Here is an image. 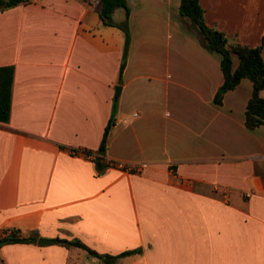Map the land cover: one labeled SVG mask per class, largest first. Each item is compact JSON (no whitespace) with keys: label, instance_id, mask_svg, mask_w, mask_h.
<instances>
[{"label":"crops","instance_id":"1","mask_svg":"<svg viewBox=\"0 0 264 264\" xmlns=\"http://www.w3.org/2000/svg\"><path fill=\"white\" fill-rule=\"evenodd\" d=\"M125 2L119 79L123 32L100 21L99 0L0 10V65L13 67L9 115L0 121V237L11 227L35 234L0 243V264H104L57 238L99 253L140 248L114 264H264V120L243 125L250 80L214 103L218 61L198 47L170 49L162 8L134 14ZM221 6H206L204 21L249 45L263 35L264 60V13L241 29Z\"/></svg>","mask_w":264,"mask_h":264},{"label":"trees","instance_id":"2","mask_svg":"<svg viewBox=\"0 0 264 264\" xmlns=\"http://www.w3.org/2000/svg\"><path fill=\"white\" fill-rule=\"evenodd\" d=\"M30 0H0V10L26 3ZM116 6H122L124 17L119 22H114L111 13ZM177 11L180 15L187 17L196 27L201 37L202 46L209 51H216L219 54L218 66L221 72L222 81L220 87L224 90L233 88L242 77H246L251 82L249 96L246 99L243 110V125L247 129H253L264 120V99L259 95V90L264 87V60L261 56L263 35L255 45L242 43L235 38L234 34L226 35L225 32L213 25H208L204 21L203 10L198 0H178ZM128 7L125 0H99L98 17L103 24L115 25L123 32V45L120 62L118 66V79L125 62L129 42V32L127 25ZM232 55L237 62L232 66ZM12 64L0 65V121H6L10 108V86L12 80ZM222 94L215 91L212 100L220 103ZM110 123L107 122L103 128L97 151L102 154L105 149V141ZM95 165L100 168L103 164L99 162V157L95 158ZM10 237L11 241L29 242L35 240L34 233L23 234L17 228H8L7 233L0 238ZM59 244L64 246H78L86 253L97 257H102L104 264H114L117 257L139 252L140 248H126L114 254L99 253L87 247L77 238L65 239L57 238Z\"/></svg>","mask_w":264,"mask_h":264},{"label":"rangeland","instance_id":"3","mask_svg":"<svg viewBox=\"0 0 264 264\" xmlns=\"http://www.w3.org/2000/svg\"><path fill=\"white\" fill-rule=\"evenodd\" d=\"M166 5H163L161 0H127V4L131 7V11L134 14L138 11V8H151L159 10L160 7L162 17L160 27L168 35V47L173 49L174 47L179 50H189L194 47H198L204 50L215 61L219 60V54L216 51H209L205 49L201 44L200 33L196 27L190 22V20L177 13L178 0H163ZM203 10V17L205 19L204 12L207 11L213 0H198ZM202 2L204 5H202ZM221 8L219 13L226 18L230 26H238L241 29L251 30L253 28L252 22L259 24L256 18L260 17L261 11L264 13V0H221ZM165 7V11H164ZM113 17L117 19H123L124 9L122 6H116L113 11ZM262 26H264V19L262 18ZM249 24L247 27L245 24ZM128 25V24H127ZM213 25V24H212ZM215 26V25H213ZM216 27V26H215ZM217 28V27H216ZM251 28V29H250ZM226 34V33H225ZM228 35V34H226ZM175 36L177 39L173 38ZM178 42L181 46H178L174 42ZM175 45V46H174ZM219 68V67H218ZM220 70V69H219ZM218 70V71H219ZM243 82H249V79H243ZM220 86L216 87V91L223 94V91H219ZM225 91V90H224Z\"/></svg>","mask_w":264,"mask_h":264},{"label":"water","instance_id":"4","mask_svg":"<svg viewBox=\"0 0 264 264\" xmlns=\"http://www.w3.org/2000/svg\"><path fill=\"white\" fill-rule=\"evenodd\" d=\"M119 88H120L119 84H116V85L114 86L113 97H115V96L118 94ZM219 91L222 92L223 89L220 87V88H219ZM9 240H10V237H6V238H3V239H0V243H2V242H6V241H9ZM52 240H53V239H51V238L38 237V238L36 239V242H38V243H46V242H50V241H52Z\"/></svg>","mask_w":264,"mask_h":264},{"label":"built area","instance_id":"5","mask_svg":"<svg viewBox=\"0 0 264 264\" xmlns=\"http://www.w3.org/2000/svg\"><path fill=\"white\" fill-rule=\"evenodd\" d=\"M135 114H136L135 112L131 113V115H135ZM115 164L126 170H134V171H138L146 165L144 162L130 163V164H122L121 162H116Z\"/></svg>","mask_w":264,"mask_h":264}]
</instances>
